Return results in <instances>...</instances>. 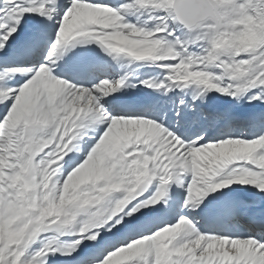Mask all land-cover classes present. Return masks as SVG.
<instances>
[{"label":"snow or ice","instance_id":"snow-or-ice-1","mask_svg":"<svg viewBox=\"0 0 264 264\" xmlns=\"http://www.w3.org/2000/svg\"><path fill=\"white\" fill-rule=\"evenodd\" d=\"M0 264H264V0H0Z\"/></svg>","mask_w":264,"mask_h":264}]
</instances>
